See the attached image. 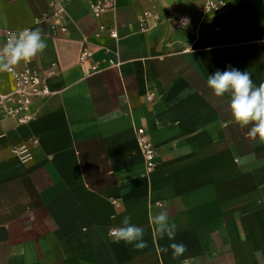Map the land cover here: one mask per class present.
Instances as JSON below:
<instances>
[{"label": "crops", "instance_id": "obj_1", "mask_svg": "<svg viewBox=\"0 0 264 264\" xmlns=\"http://www.w3.org/2000/svg\"><path fill=\"white\" fill-rule=\"evenodd\" d=\"M49 1L0 0V47L6 30L39 27L47 48L15 67L52 72L28 125L0 105V264H264V142L207 87L229 65L264 82V0H213L224 6L203 17L207 0H111L99 17L89 5L104 0H58L60 19ZM143 10L158 15L145 30ZM13 88L0 72V96ZM136 128L155 150L151 173ZM26 140L33 160L21 165L11 147ZM160 211L174 240L150 223ZM125 216L147 248L112 242ZM171 243L187 251L160 252Z\"/></svg>", "mask_w": 264, "mask_h": 264}, {"label": "clouds", "instance_id": "obj_2", "mask_svg": "<svg viewBox=\"0 0 264 264\" xmlns=\"http://www.w3.org/2000/svg\"><path fill=\"white\" fill-rule=\"evenodd\" d=\"M181 23L182 26H186L189 21L182 18ZM46 48L47 42L43 38V30L39 27L12 32L0 47V72H11L13 66L22 61L30 62ZM207 87L212 90L215 97H225L227 94L232 119L241 128H248L246 135L249 139L264 142V82L256 86L249 71H240L229 65L224 71L216 70L208 75ZM130 221L131 217L125 216L122 226L109 230L108 235L112 242L117 244L123 242L125 245L133 246L135 250L147 248L144 229ZM150 223L155 226V231L161 238L166 235L169 240L175 239L176 226L169 223L167 211H160L152 216ZM169 249L172 250L174 260L187 251L183 243H171L161 248L160 252L167 253Z\"/></svg>", "mask_w": 264, "mask_h": 264}, {"label": "built area", "instance_id": "obj_3", "mask_svg": "<svg viewBox=\"0 0 264 264\" xmlns=\"http://www.w3.org/2000/svg\"><path fill=\"white\" fill-rule=\"evenodd\" d=\"M224 6L222 2H215L213 0H207L204 2L200 9V15L203 17L211 11ZM49 7L51 9V17L60 19L63 18L64 9L59 4L58 0H50ZM114 8V3L111 0L97 1L89 5V9L94 17H99L105 11ZM182 18H187L189 23L186 26H182ZM149 21L155 24L158 21V15L150 10H143L138 18V22L141 30L149 29ZM191 23L190 17L183 15L177 17L176 28L186 29ZM61 32L65 31V28L60 29ZM20 31V30H19ZM16 30H6L4 33L5 42L8 36L12 32H19ZM105 28L99 26V32H105ZM108 35L112 38H116V32L113 29L107 31ZM92 53L89 49H82L79 57L81 63H85ZM99 71L95 66L91 67V72ZM11 75L14 88L6 94L0 96V105L3 107L5 113L13 118L17 125L25 126L33 121L35 117L34 105L38 101H43L49 97L51 91L48 87V79L52 75V72L45 71L39 67H23L17 68L13 66L11 72H7ZM136 139L139 150L142 154L145 163L146 173H151L155 166L156 154L155 150L149 140V137L144 128H136ZM35 141H23L11 147V153L15 159L21 164L26 165L32 162L33 153L31 144Z\"/></svg>", "mask_w": 264, "mask_h": 264}]
</instances>
